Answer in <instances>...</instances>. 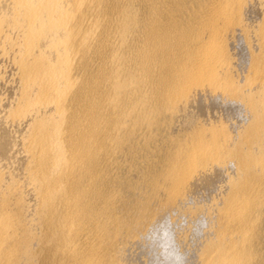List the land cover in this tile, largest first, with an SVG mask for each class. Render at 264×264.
I'll use <instances>...</instances> for the list:
<instances>
[{
  "label": "bare ground",
  "instance_id": "6f19581e",
  "mask_svg": "<svg viewBox=\"0 0 264 264\" xmlns=\"http://www.w3.org/2000/svg\"><path fill=\"white\" fill-rule=\"evenodd\" d=\"M0 264H264V0H0Z\"/></svg>",
  "mask_w": 264,
  "mask_h": 264
}]
</instances>
